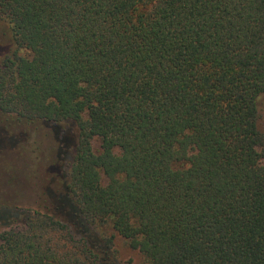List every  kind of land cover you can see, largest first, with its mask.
Returning <instances> with one entry per match:
<instances>
[{"label":"trees","instance_id":"obj_1","mask_svg":"<svg viewBox=\"0 0 264 264\" xmlns=\"http://www.w3.org/2000/svg\"><path fill=\"white\" fill-rule=\"evenodd\" d=\"M0 21V152L27 136L8 126L58 143L36 207L0 169V264H119L117 236L145 264H264V0H0Z\"/></svg>","mask_w":264,"mask_h":264},{"label":"rangeland","instance_id":"obj_2","mask_svg":"<svg viewBox=\"0 0 264 264\" xmlns=\"http://www.w3.org/2000/svg\"><path fill=\"white\" fill-rule=\"evenodd\" d=\"M11 35L9 25L0 21V57L4 55L7 48L11 47L13 42ZM258 128L264 133V103L260 104ZM15 129L25 131L27 136L15 149L0 152V169L6 171L11 177H21L31 182L34 186L32 190L34 194L30 195V198H24L23 202L36 207L39 203L38 196L44 185L38 177L37 170L46 168L57 161L58 143L52 131L39 124L8 126L11 133ZM98 142V139L94 141L96 147ZM66 162L65 160V164ZM6 200L5 195H0V204ZM108 233H111V230ZM113 251L119 264H145L143 255L137 249L131 248L120 236L116 237Z\"/></svg>","mask_w":264,"mask_h":264}]
</instances>
